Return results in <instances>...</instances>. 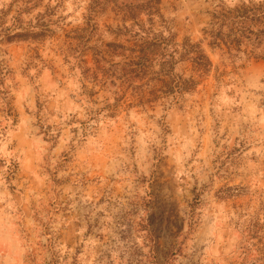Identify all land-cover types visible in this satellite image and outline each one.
Instances as JSON below:
<instances>
[{
	"label": "rangeland",
	"instance_id": "374dc122",
	"mask_svg": "<svg viewBox=\"0 0 264 264\" xmlns=\"http://www.w3.org/2000/svg\"><path fill=\"white\" fill-rule=\"evenodd\" d=\"M124 1L0 0V264H264V0H161L131 84Z\"/></svg>",
	"mask_w": 264,
	"mask_h": 264
},
{
	"label": "trees",
	"instance_id": "16d2710c",
	"mask_svg": "<svg viewBox=\"0 0 264 264\" xmlns=\"http://www.w3.org/2000/svg\"><path fill=\"white\" fill-rule=\"evenodd\" d=\"M101 1L110 3V0H92L88 10L89 14H93L95 9L100 8ZM160 1L161 0H130V2H122L120 7L115 5L118 10L124 11L129 16L127 17L133 21L132 26L128 27L124 25L121 29L117 30L118 35L128 37V39L134 43L133 50L130 51L134 54V57L128 59V62L123 63L122 66H118V79L123 80L125 83L131 84L137 79H143V77L148 74L150 64L157 61L156 58L159 59L160 67L164 73L165 70H163V67L171 64L174 60V51L169 54H166V51H164L167 50L168 46L172 45L171 40L169 38L156 36L151 29H144L143 25L137 21L140 15H144L147 16L149 18L148 21L151 22V17L159 13L158 6L160 5ZM88 20L90 21L91 18ZM113 47L122 49V46L116 44H113ZM159 49L161 53L156 54ZM182 50L184 53L182 58L188 57L195 68L200 72H208L211 63L197 45L188 43L182 47ZM152 56H154V58H151ZM167 76L169 77L168 74ZM161 83V89L167 90L164 93L176 90L189 91L195 86L193 81H183L181 78L177 77L171 80L170 87L167 85L168 83L163 80Z\"/></svg>",
	"mask_w": 264,
	"mask_h": 264
}]
</instances>
